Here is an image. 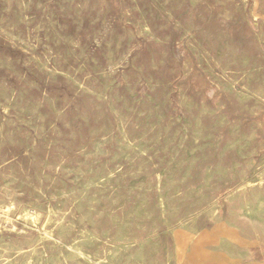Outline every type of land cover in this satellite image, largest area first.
<instances>
[{
  "label": "rangeland",
  "instance_id": "obj_1",
  "mask_svg": "<svg viewBox=\"0 0 264 264\" xmlns=\"http://www.w3.org/2000/svg\"><path fill=\"white\" fill-rule=\"evenodd\" d=\"M0 264H264V0H0Z\"/></svg>",
  "mask_w": 264,
  "mask_h": 264
},
{
  "label": "bare ground",
  "instance_id": "obj_2",
  "mask_svg": "<svg viewBox=\"0 0 264 264\" xmlns=\"http://www.w3.org/2000/svg\"><path fill=\"white\" fill-rule=\"evenodd\" d=\"M18 20V19H17ZM39 31V30H38ZM217 57V56H216ZM219 57V56H218ZM69 77V76H68ZM251 81V80H250ZM253 98V97H252ZM152 102V101H151ZM222 109V108H221ZM212 112V111H211ZM24 114V113H23ZM116 114V113H115ZM222 124V123H221ZM196 126V125H195ZM248 145V144H247ZM192 152V151H191ZM239 152V151H238ZM238 154V153H237ZM188 156V155H187ZM45 168V167H44ZM175 170V169H174ZM235 172V171H234ZM189 175V174H188ZM207 176V175H206ZM183 182V181H182ZM208 187V186H207ZM261 202V201H260ZM100 205V204H99ZM255 212V211H254ZM251 217V216H250ZM84 257V256H83Z\"/></svg>",
  "mask_w": 264,
  "mask_h": 264
}]
</instances>
